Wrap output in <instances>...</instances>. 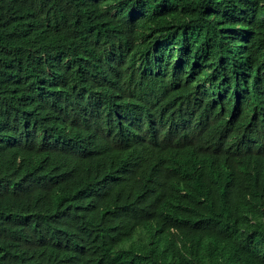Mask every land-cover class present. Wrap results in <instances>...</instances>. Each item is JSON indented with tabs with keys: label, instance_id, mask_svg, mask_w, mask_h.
Segmentation results:
<instances>
[{
	"label": "trees",
	"instance_id": "obj_1",
	"mask_svg": "<svg viewBox=\"0 0 264 264\" xmlns=\"http://www.w3.org/2000/svg\"><path fill=\"white\" fill-rule=\"evenodd\" d=\"M0 264H264V0H0Z\"/></svg>",
	"mask_w": 264,
	"mask_h": 264
},
{
	"label": "clouds",
	"instance_id": "obj_2",
	"mask_svg": "<svg viewBox=\"0 0 264 264\" xmlns=\"http://www.w3.org/2000/svg\"><path fill=\"white\" fill-rule=\"evenodd\" d=\"M154 57H156L155 60L152 61L154 65L152 64L148 67L149 76L154 79H161L168 73V69L165 66H160V62L156 60L158 58L157 54L151 52L150 58L152 59Z\"/></svg>",
	"mask_w": 264,
	"mask_h": 264
}]
</instances>
